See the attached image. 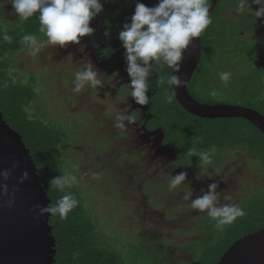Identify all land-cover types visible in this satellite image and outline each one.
I'll list each match as a JSON object with an SVG mask.
<instances>
[{"label": "rangeland", "instance_id": "rangeland-1", "mask_svg": "<svg viewBox=\"0 0 264 264\" xmlns=\"http://www.w3.org/2000/svg\"><path fill=\"white\" fill-rule=\"evenodd\" d=\"M0 3L10 5L7 0ZM236 4L237 0L228 3L220 20H241L233 13ZM249 4L253 11L260 7L253 0ZM250 7L244 13L241 38L226 37L225 47L206 57L203 71L207 84L222 95V102L257 107L264 113V67L259 70L256 63L264 57V32L257 34L249 29L253 24L264 27V17L255 18ZM14 62L21 74L40 75L42 95L32 104L34 112L55 123L72 122L76 136L71 147L63 149L69 157V171L77 177L100 219V228L110 238L106 243L133 256L132 264H184L194 259V253L185 248L187 242L212 238L207 225L210 217L192 209L191 201L183 199L187 189L193 190L195 198L202 194L201 189L207 191L208 184L219 181L220 203H225L224 195L230 194V202L243 212L264 200V164L241 149L219 155L215 152L213 158L216 163L221 159V165L205 166L202 179H197L199 157L188 155L183 171L195 173L169 190V180L176 175L169 169L176 150L161 143L159 130H145L143 110L135 116V124L126 125L124 130L115 127L118 112L133 113L140 105L128 96V75L119 66L98 60L83 38L80 44L46 46L35 57L26 48L15 54ZM89 62L100 73L103 84L86 85L76 93L74 74ZM221 72L231 73L227 86L220 80ZM174 165L175 169L179 167Z\"/></svg>", "mask_w": 264, "mask_h": 264}, {"label": "trees", "instance_id": "trees-1", "mask_svg": "<svg viewBox=\"0 0 264 264\" xmlns=\"http://www.w3.org/2000/svg\"><path fill=\"white\" fill-rule=\"evenodd\" d=\"M211 1L208 0L209 5ZM231 1L218 0L209 13L212 22L201 34L202 55L188 83V89L202 102H222L220 100L222 95L219 92L216 91L215 96L210 95V91L215 88L209 86L205 80L203 65L206 57L216 49L224 48L226 37L230 39L242 36L240 27L244 22L243 19L246 18L245 12L243 14L236 10L233 12L241 16V20L237 21H224L219 18L224 7ZM103 2L101 12L104 16L103 23L119 40V31L122 30L125 22H130L135 11L134 2L133 0H103ZM147 2L155 6L159 0H147ZM250 27L249 29L257 34L264 32V27L261 25L253 24ZM39 28L38 15L21 21L12 11L11 4L0 3V111L11 127L22 135L36 163L41 182L50 197V203L55 204L65 192H71L79 201L64 219L51 216L49 223L56 239L53 264H132L133 256L128 252L126 254L118 252L106 243L110 238L105 230L100 228L102 225L100 219L91 209L78 183L65 189V192L51 187L49 183L54 177L64 173L71 174L69 157L64 154L63 149L65 146L71 147L76 131L71 127V121L55 123L47 116L34 112L32 104L42 95L38 84L40 75L24 72L21 74L15 66V54L27 48L22 43L24 35L31 34L38 39H46ZM4 29L11 37L10 41L2 38ZM119 45L122 46L120 40ZM123 50L122 59L125 61L124 69H126V50L124 48ZM259 58L256 63L261 70L264 67V57ZM171 73L172 70L165 66L161 72L152 74L148 90L149 103L147 106L143 105L146 106L143 111L146 116L143 120L145 129L159 130L162 135L161 143L176 150V159L169 165L170 172L177 174L183 171L190 150L198 148L199 151H204L212 145H215V152L218 155L225 150L241 149L264 164V134L260 129L243 117L207 118L188 112L178 102L173 88H169L166 84L156 87L155 82L159 75L167 76ZM173 94V102L168 103L166 97ZM256 109L263 113L260 108L256 107ZM141 110L143 109L140 105L132 111L138 116ZM174 163L179 167L175 169ZM220 165L221 159L216 163L213 158L210 166ZM187 173L193 175L195 172L188 170ZM209 220L210 224L207 225L212 238L208 241L187 242L185 248L194 253V259L184 264H216L236 239L264 227V200L252 205L251 209L244 211V215L237 217L231 224L224 225L222 230H217L215 221L210 218Z\"/></svg>", "mask_w": 264, "mask_h": 264}, {"label": "clouds", "instance_id": "clouds-1", "mask_svg": "<svg viewBox=\"0 0 264 264\" xmlns=\"http://www.w3.org/2000/svg\"><path fill=\"white\" fill-rule=\"evenodd\" d=\"M259 9L253 11L249 0H237L236 11L243 14L246 8L252 9L255 18L264 17V0H253ZM13 7L14 13L21 21H26L34 15H38L39 31L43 33L45 40H38L35 35L26 34L22 37V43L27 46L29 54L35 57L40 51L49 45L66 46L69 42L80 44L81 38L94 33L90 26L92 18L103 11L101 0H7ZM210 5L208 0H159L155 6H146L144 3H136L135 11L130 22H125L118 38L122 42L126 57V72L130 82L126 85L130 97L139 105H147L150 88V77L154 72H161L167 66L172 74L159 75L156 87L167 85L169 88L179 89L186 85L187 81L181 73L184 54L189 47L196 46V38L212 22L209 16ZM3 31V40L10 41L7 30ZM83 52V47L81 48ZM154 62V63H153ZM231 77L229 72H221L220 80L227 86ZM100 73L89 62L82 70L74 74L73 91L79 93L86 85L91 87L102 86ZM215 90L210 95L215 96ZM173 95L166 97L168 103H172ZM27 111V110H26ZM136 123L135 115L129 111L118 112L115 115V127L124 130L126 125ZM215 154V145L207 150H190L189 156H198L199 172L197 179H202L205 166L212 165ZM20 161L15 160L11 167L0 170V195L7 197L5 203L11 208L16 203L18 185L30 178L28 170H23L18 177L17 185L10 187L8 181L20 168ZM217 174L218 170H217ZM188 176L186 171L172 175L169 180V190H174L182 185ZM212 177V176H208ZM51 187L60 192L71 188L77 183L75 175L64 173L50 180ZM219 181L207 185V191L201 189L202 194L193 198V190L187 189L183 193L184 200L191 201V208L200 212H206L208 217L215 221L217 230H222L224 225L231 224L237 217L244 215L239 205L231 203L232 196L225 194V203H220V194L217 191ZM79 201L71 192H65L55 204H34L30 209L34 218L39 221L45 216H59L64 219Z\"/></svg>", "mask_w": 264, "mask_h": 264}, {"label": "water", "instance_id": "water-1", "mask_svg": "<svg viewBox=\"0 0 264 264\" xmlns=\"http://www.w3.org/2000/svg\"><path fill=\"white\" fill-rule=\"evenodd\" d=\"M151 5L147 0H133ZM218 0H212L209 13ZM202 39L196 38V46L189 47L182 61L181 75L187 83L173 88L180 105L188 112L201 117H243L264 134V114L255 108L232 103H210L196 99L188 89V83L201 59ZM172 74V73H171ZM19 160L20 168L8 181L17 185L19 175L28 170L30 178L18 185L16 203L7 207V197L0 195V264H53L56 239L52 234L51 217L37 221L30 209L34 204H48V196L38 173L36 163L22 135L3 118L0 111V170L11 167ZM2 183V178H0ZM216 264H264V227L236 239L221 255Z\"/></svg>", "mask_w": 264, "mask_h": 264}, {"label": "flooded vegetation", "instance_id": "flooded-vegetation-1", "mask_svg": "<svg viewBox=\"0 0 264 264\" xmlns=\"http://www.w3.org/2000/svg\"><path fill=\"white\" fill-rule=\"evenodd\" d=\"M102 3L103 0H101ZM104 16L99 13L96 17L90 21V26L95 29L94 33L82 37L87 41L89 47L93 48L98 60L103 59L106 63L113 66H119L122 73L128 75L126 69H124L125 61L122 59L123 48L119 45L115 33L111 30L108 31L107 26L103 23ZM126 79V77H124ZM127 80H130L128 75ZM149 96V92H147ZM147 106V105H146ZM145 106V107H146ZM143 107V105H141ZM143 107V111L145 110ZM147 132H153L145 129ZM162 136V135H161Z\"/></svg>", "mask_w": 264, "mask_h": 264}]
</instances>
